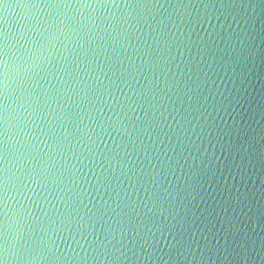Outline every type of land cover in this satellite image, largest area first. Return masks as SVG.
Here are the masks:
<instances>
[{"label": "water", "instance_id": "95a60500", "mask_svg": "<svg viewBox=\"0 0 264 264\" xmlns=\"http://www.w3.org/2000/svg\"><path fill=\"white\" fill-rule=\"evenodd\" d=\"M0 19V264H264V0Z\"/></svg>", "mask_w": 264, "mask_h": 264}, {"label": "snow or ice", "instance_id": "6c2138e0", "mask_svg": "<svg viewBox=\"0 0 264 264\" xmlns=\"http://www.w3.org/2000/svg\"><path fill=\"white\" fill-rule=\"evenodd\" d=\"M9 0H0V12L3 10V5L5 3H8ZM2 19H0V23H2ZM37 23H39V20H37ZM8 39L4 31H0V67H6L7 65L4 63V57L7 55V43ZM0 75H3L2 72H0ZM0 248H2V245H0Z\"/></svg>", "mask_w": 264, "mask_h": 264}]
</instances>
